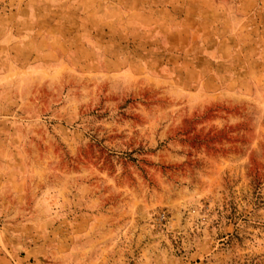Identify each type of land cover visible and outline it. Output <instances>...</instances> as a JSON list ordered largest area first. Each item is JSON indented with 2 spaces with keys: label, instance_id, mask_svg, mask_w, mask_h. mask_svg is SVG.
<instances>
[{
  "label": "rangeland",
  "instance_id": "374dc122",
  "mask_svg": "<svg viewBox=\"0 0 264 264\" xmlns=\"http://www.w3.org/2000/svg\"><path fill=\"white\" fill-rule=\"evenodd\" d=\"M0 264H264V0H0Z\"/></svg>",
  "mask_w": 264,
  "mask_h": 264
}]
</instances>
